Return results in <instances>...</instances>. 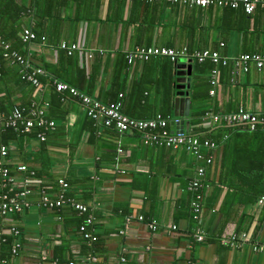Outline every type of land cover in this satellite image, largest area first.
Wrapping results in <instances>:
<instances>
[{"label": "crops", "instance_id": "0c3cea01", "mask_svg": "<svg viewBox=\"0 0 264 264\" xmlns=\"http://www.w3.org/2000/svg\"><path fill=\"white\" fill-rule=\"evenodd\" d=\"M192 7L167 0H0V36L30 66L43 70L36 89L20 80L16 62L0 58V113L6 116L16 108L26 114L33 102L53 123L40 129L42 140L37 137L39 127L14 131L0 123V145L6 148L0 159L8 168L10 186L28 190L24 198L29 202L19 212L0 213V264H53L59 258L63 264L70 258L75 264H264V251L249 246L264 239V204L257 203L264 199V135L217 131L219 124H208L205 117L237 107L264 111V65L248 64L245 71L231 64L221 67L210 95L209 83H199L208 79L209 70L198 75L201 64L194 66L189 58L179 56L173 63L150 56L127 63L124 57L136 47L178 49L189 38L199 43L200 32L208 41L204 48L213 39L215 49L229 58L243 53V43L254 44L258 53L264 50L263 9L251 13L254 33L249 34L209 29L214 17H207L206 7ZM184 21L195 24L190 34L187 27H179ZM23 29L35 38L22 41ZM61 43L77 47L66 53ZM187 61L188 114H204L185 126L186 117L172 115V99L175 65ZM54 80L103 102L118 99L128 116L178 117L184 131L218 138L204 168L202 241L193 240L196 222L185 189L200 162L183 149L144 144L139 132H118L92 120L77 99H59ZM20 164L25 171L15 169ZM58 179L67 182L66 195L84 204L92 217L90 230L96 239L88 252L83 249L89 244L83 245L76 232L85 214L36 203L42 190L56 196ZM11 226L16 235L9 232ZM233 232H243L246 240L233 247L220 242ZM15 242L19 247L11 253Z\"/></svg>", "mask_w": 264, "mask_h": 264}, {"label": "built area", "instance_id": "2783aa9c", "mask_svg": "<svg viewBox=\"0 0 264 264\" xmlns=\"http://www.w3.org/2000/svg\"><path fill=\"white\" fill-rule=\"evenodd\" d=\"M130 1H145L152 2L158 0H130ZM173 3L186 4L189 6H198L205 8L207 6H215L218 8H230L240 9L245 14H251L256 9L264 10V0H167ZM35 38V35L28 29H23L21 32V40L29 41ZM43 39V37H40ZM219 45H222L221 43ZM76 44L66 45L64 43L59 44V48L70 53L71 50L76 49ZM0 50L4 58L10 59L19 65L20 78L38 89L40 84L37 79L39 74L43 73L42 68L30 66L24 58L17 54L9 47L7 41L0 36ZM150 56H164L175 63L177 57L182 56L192 59L196 62L209 61L211 67L208 73L209 90L208 93L212 95L214 93V86L219 82L220 68L231 64L235 68L245 71L248 64L259 68L264 65V53L252 52V53H239L234 57H227L220 54L217 49H193L188 51L185 46L174 49L171 47H136L131 51L126 52L124 55L127 63H132L133 59L145 60ZM54 90L58 93L59 99H63L66 96L75 98L84 107L85 114L92 120L101 123L105 127H112L118 132L124 131H136L141 134V139L144 144H153L157 146L167 147L172 150L183 149L188 153L193 160L200 162L194 166L192 176L186 183L185 189L190 192L189 209L192 219L195 220L196 225L193 230V240L200 242L203 240V228L199 223L200 212L202 208L203 192L205 187L203 182L204 168L211 162V156L209 150L214 148L215 142L207 138H199L197 135L188 131L180 129L181 124L178 117L165 118L159 114H156L151 118H136L124 114L120 110L119 100H113L109 102H103L93 96L79 91L76 87L64 83L59 80L52 82ZM120 94H118V97ZM208 124H224L235 125L243 124L247 126L249 130H254L259 127L264 130V111L250 112L242 107H237L235 110L224 113L208 112L205 114ZM175 126V129H169L168 123ZM0 123L3 126L11 127L13 129H19L21 131L29 130L33 125L39 127L42 130L51 128L53 123L51 120L45 119L43 116V110L31 102L30 109L26 114L22 113L18 109H12V111L3 116L0 113ZM37 137L42 140L43 131L37 133ZM206 151V152H205ZM6 148L0 145V156H4ZM18 171H25L26 167L20 164L15 167ZM29 174H32V170H28ZM11 178L8 168L4 165L0 159V213H15L19 212L24 206H28L29 202L25 200L24 196L28 193V190H13L10 186ZM59 191L55 197H50L43 190L40 191L37 205L47 208H59L63 205L75 210L79 214H85L83 220L78 223L76 232L80 236L83 242L89 244L96 239L95 235L91 232L92 217L86 213V206L75 199L65 196L67 184L62 179L57 180ZM258 204H264V199L259 198ZM141 218V217H139ZM151 229L155 228L153 221L148 223ZM9 232L16 235L18 230L15 227H10ZM3 241V238H1ZM245 235L243 232H233L227 236L220 238V242L228 245L229 247L236 246L239 243L244 242ZM249 243V242H248ZM250 248L253 251H264V239L259 243H249ZM19 244L15 242L11 247V253H15ZM93 260L92 256L85 257ZM120 262H123L124 258L120 257ZM72 264V261L68 262ZM196 264V263H191Z\"/></svg>", "mask_w": 264, "mask_h": 264}, {"label": "trees", "instance_id": "16d2710c", "mask_svg": "<svg viewBox=\"0 0 264 264\" xmlns=\"http://www.w3.org/2000/svg\"><path fill=\"white\" fill-rule=\"evenodd\" d=\"M143 2H145V1H143ZM193 7H196V6H193ZM205 9H206L205 11L207 13V17L208 16H213L214 17L213 21H211L209 23V25L207 23L209 29H212V28L214 30L217 29V30H220V32H222L223 30L227 31L229 29H235L237 31H241L242 30L245 33L249 32V34L254 33V31L252 29V25L254 24V22H253V20L250 19L251 18V16H250L251 14H245L240 9H230V8H225V7L224 8H218V7H215V6H207ZM217 24H220V25H218L220 28L217 26ZM179 27H182V29L184 27L185 28L187 27L188 30L185 29V32H188V34H190L192 29L195 27V24L194 23H190V22H186L185 23V21H184L183 24H181V23L179 24ZM205 29H207V28H205ZM199 38H200V42L199 43L192 42L191 38H189V41L185 44V46H186L188 51H191L193 49H197L196 47H198V49H202L204 47H208V41L203 38V35H202L201 32H200ZM210 43H211V45L209 46L208 49H215L217 42H215V41H213V39H211ZM242 46L244 47L243 53L258 52L257 50H254V46H255L254 44L251 45V44L243 43ZM261 53H264V50L261 51ZM0 58H4L2 56V52L1 51H0ZM192 61H194V60H192ZM194 62H195L193 64L194 66H195V64H201L200 66H197L198 75H202L207 70L210 69L211 63L209 61H207V60L204 61V62H196V61H194ZM20 80L26 83V81H24L23 79L20 78ZM199 83H200V85L203 84V86H204V85L208 84V79L206 80L204 78H200L199 79ZM53 89H54V87H53ZM204 90H205V88H204ZM206 92H207V90H206ZM190 94H191L192 100H196V96H197L196 95V91H194L192 89ZM203 114H204L203 112H199L198 110L191 111L188 114V116L186 117L187 123L192 122V120H194V119L200 118ZM161 116L167 118V116H164V115H161ZM33 127H37V126L33 125L29 130H31ZM6 128H8L10 130L13 129L11 127H5L4 129H6ZM38 129L40 131V128H38ZM228 129H232L233 131L239 130V133H245V134L248 133V134H251V135H254V136L255 135L256 136H258V135H262L263 136L264 135V130H261L259 127H256L254 130H249L247 128V126H245L243 124H235V125H224V124H221V125H217V127H216L217 131H220V130H224L225 131V130H228ZM13 130L14 131H18V129H13ZM33 132H36V130L33 131ZM203 133H206V132H203ZM203 133L201 134L203 136V138H207L205 135H203ZM211 139H209V140H211V141H213L215 143L218 141V138H216V137L211 138ZM66 184H67V182H66ZM64 195L67 196L65 192H64ZM63 206H65V205H63ZM63 206H61L59 208H56V209L60 211ZM74 212H75V210H74ZM80 220L81 221L83 220V216H82V218H80ZM79 238H80V236H79ZM82 243L84 245V242H82ZM94 243L95 242H93L92 245L89 244L88 247H85L86 249L85 250L83 249V252L84 251L88 252L87 250L91 249V246H93ZM88 254H90V253H88ZM70 261H72V264L76 263V262L73 261V259L70 258V259H68L66 261V264H68V262H70ZM63 262H64V260L62 258H59V260L58 259H57V261L55 260V262L53 264H63Z\"/></svg>", "mask_w": 264, "mask_h": 264}, {"label": "water", "instance_id": "95a60500", "mask_svg": "<svg viewBox=\"0 0 264 264\" xmlns=\"http://www.w3.org/2000/svg\"><path fill=\"white\" fill-rule=\"evenodd\" d=\"M175 79H174V93L172 99V115L178 117H187L189 109V76L191 73V64L190 61H187L186 64H176L175 65ZM187 126V122H185ZM182 129V122L179 126ZM170 129H173V126H170Z\"/></svg>", "mask_w": 264, "mask_h": 264}]
</instances>
